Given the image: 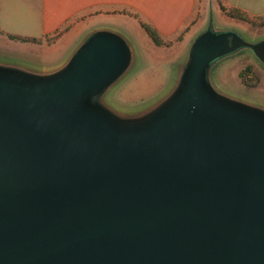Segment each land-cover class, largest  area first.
Wrapping results in <instances>:
<instances>
[{
	"label": "water",
	"instance_id": "water-1",
	"mask_svg": "<svg viewBox=\"0 0 264 264\" xmlns=\"http://www.w3.org/2000/svg\"><path fill=\"white\" fill-rule=\"evenodd\" d=\"M243 51L264 65L211 21L131 115L101 101L134 63L113 30L51 71L0 64V264H264V107L212 82Z\"/></svg>",
	"mask_w": 264,
	"mask_h": 264
},
{
	"label": "rangeland",
	"instance_id": "rangeland-1",
	"mask_svg": "<svg viewBox=\"0 0 264 264\" xmlns=\"http://www.w3.org/2000/svg\"><path fill=\"white\" fill-rule=\"evenodd\" d=\"M25 3L26 0H0V64L41 67L50 62V59L44 57V54L29 51L20 42L7 37L24 30ZM198 6L199 17L202 5ZM203 16L205 27L202 28V22L198 34L213 21L216 29L240 32L248 41L264 39V18L253 19L255 25L232 20L220 11L214 0H204ZM104 28L123 35L133 51L132 69L100 99L107 108L126 115L146 112L170 94L177 82L180 67L198 35L197 32L194 33L180 45L177 41L179 36L169 39L172 47L167 48L156 46L140 28L135 31L112 24H104ZM186 33L182 34L183 38ZM77 46L78 44L67 51L65 60ZM212 82L224 94L264 107V65L248 51L218 63L212 71Z\"/></svg>",
	"mask_w": 264,
	"mask_h": 264
},
{
	"label": "crops",
	"instance_id": "crops-1",
	"mask_svg": "<svg viewBox=\"0 0 264 264\" xmlns=\"http://www.w3.org/2000/svg\"><path fill=\"white\" fill-rule=\"evenodd\" d=\"M26 1L27 3L24 4L26 13L23 17L24 30L10 35L42 39L43 42L23 43L12 40L9 35L7 37L12 41L20 42L29 51L44 54V57L50 59V62L44 63L41 67H32L39 71H51L60 67L71 47L79 44L90 32L105 29L104 24L126 27L135 31L138 28L144 30L134 14L153 27L165 41L175 39L188 29L185 38L179 41L178 45L184 43L197 31L199 32L202 22V28L205 27L204 0ZM214 1L218 4L217 0ZM221 3L226 8L245 12L251 19L264 18V0H221ZM199 4L202 8L198 17ZM65 28L67 30L57 40L49 42L55 34Z\"/></svg>",
	"mask_w": 264,
	"mask_h": 264
},
{
	"label": "trees",
	"instance_id": "trees-1",
	"mask_svg": "<svg viewBox=\"0 0 264 264\" xmlns=\"http://www.w3.org/2000/svg\"><path fill=\"white\" fill-rule=\"evenodd\" d=\"M220 10L221 12L228 18L234 19V20H238L241 22H245L251 25H255V22L253 19H251L245 12L239 10V9H235V8H226L222 3L221 0H217ZM134 16L139 20L142 28L144 29V31L147 33V35L151 38L152 42L156 45V46H167L170 47L172 45V42L170 41H165L161 35L150 25H148L147 23L143 22L140 17L137 14H134ZM67 28H65L63 31L58 32L57 34H55L51 41L49 40V42H53L55 40H57L64 31H66ZM187 30H185L183 33L187 32ZM182 33V34H183ZM182 34L177 38V41H182L183 37ZM9 38H11L12 40H17L23 43H27V42H32V43H42L43 40L42 39H36V38H29V37H22V36H18V35H9Z\"/></svg>",
	"mask_w": 264,
	"mask_h": 264
}]
</instances>
